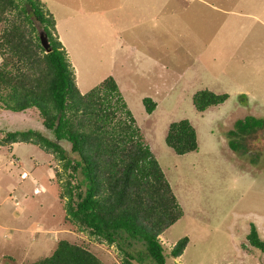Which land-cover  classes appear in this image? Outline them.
<instances>
[{"label":"rangeland","instance_id":"1","mask_svg":"<svg viewBox=\"0 0 264 264\" xmlns=\"http://www.w3.org/2000/svg\"><path fill=\"white\" fill-rule=\"evenodd\" d=\"M44 1L77 88L83 93L113 77L182 209L158 236L164 264H264V252L245 239L253 223L264 240V127L239 139L243 152L227 145L236 119H264V0ZM202 88L227 98L197 112L190 99ZM144 96L155 102L149 114ZM33 110L0 108V137L42 130ZM183 118L195 129L197 149L178 155L163 138L168 123ZM59 168L33 144L0 145V264H30L49 255L57 239L87 247L103 264H120L114 244L65 219L53 175ZM182 236L185 248L170 257ZM132 249L143 247L135 242ZM140 264L156 263L144 257Z\"/></svg>","mask_w":264,"mask_h":264},{"label":"trees","instance_id":"2","mask_svg":"<svg viewBox=\"0 0 264 264\" xmlns=\"http://www.w3.org/2000/svg\"><path fill=\"white\" fill-rule=\"evenodd\" d=\"M39 33L46 41L45 50ZM227 94L206 88L191 95L197 112L222 103ZM149 114L155 102L141 98ZM0 108L34 109L42 130L4 132L0 145L25 142L51 154L59 163L53 175L60 183L65 219L98 241L114 244L120 264L148 258L164 264L158 236L182 215V209L156 158L143 140L111 75L81 93L73 68L55 32L53 15L41 0H0ZM264 127V119L246 115L233 122L227 145L243 152L240 138ZM164 143L175 154L197 149L195 129L185 118L168 123ZM67 145V148L62 146ZM247 243L264 252V240L253 223ZM139 242L143 250H133ZM187 237L169 248L178 257ZM30 264H103L87 247L57 239L49 255Z\"/></svg>","mask_w":264,"mask_h":264},{"label":"water","instance_id":"3","mask_svg":"<svg viewBox=\"0 0 264 264\" xmlns=\"http://www.w3.org/2000/svg\"><path fill=\"white\" fill-rule=\"evenodd\" d=\"M39 40H40V44H41V46H42L45 50H48V47H47V41H46L45 37H44L42 34H39Z\"/></svg>","mask_w":264,"mask_h":264},{"label":"crops","instance_id":"4","mask_svg":"<svg viewBox=\"0 0 264 264\" xmlns=\"http://www.w3.org/2000/svg\"><path fill=\"white\" fill-rule=\"evenodd\" d=\"M42 1H43V2H45L44 0H42ZM47 6H48V5H47ZM49 8H50V10H52V12H53V9H52V7L50 6ZM50 10H49V11H50ZM58 22H59V21H58ZM116 43H117V42H116ZM116 43H115V44H116ZM130 47H131V46H130ZM113 48L115 49V47H113ZM131 48H132V47H131ZM111 49H112V47H111ZM118 49H119V47H118ZM110 52H113V53H115V52H116V50H113V51L111 50ZM115 55H116V54H115ZM112 56H113V55H112ZM117 61H119V60H117ZM88 86H90V85H87V87H88ZM91 87H92V86H90L89 88H91Z\"/></svg>","mask_w":264,"mask_h":264},{"label":"clouds","instance_id":"5","mask_svg":"<svg viewBox=\"0 0 264 264\" xmlns=\"http://www.w3.org/2000/svg\"><path fill=\"white\" fill-rule=\"evenodd\" d=\"M203 112V111H202Z\"/></svg>","mask_w":264,"mask_h":264}]
</instances>
